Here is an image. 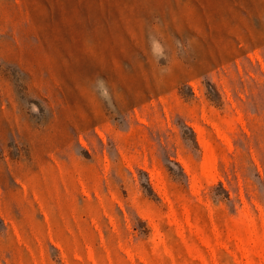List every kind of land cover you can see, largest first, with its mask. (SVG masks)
Returning <instances> with one entry per match:
<instances>
[{"label":"rangeland","instance_id":"obj_1","mask_svg":"<svg viewBox=\"0 0 264 264\" xmlns=\"http://www.w3.org/2000/svg\"><path fill=\"white\" fill-rule=\"evenodd\" d=\"M248 263L264 0H0V264Z\"/></svg>","mask_w":264,"mask_h":264},{"label":"bare ground","instance_id":"obj_2","mask_svg":"<svg viewBox=\"0 0 264 264\" xmlns=\"http://www.w3.org/2000/svg\"><path fill=\"white\" fill-rule=\"evenodd\" d=\"M209 157H210V156H209ZM207 158H208V157H207ZM210 158H211V157H210ZM210 160H212V159H209V158H208L207 161L210 162V164H211V161H210ZM208 162H207V163H208ZM210 164H209V165H210ZM212 165H213V160H212ZM212 165H211V166H212ZM215 238H216V237H215ZM216 240H217V239H216ZM205 241H206V240H205ZM206 242H207V241H206ZM207 244H209V243H207ZM247 261H249V259H248ZM251 262H252V261H251ZM248 264H251V263H248Z\"/></svg>","mask_w":264,"mask_h":264}]
</instances>
